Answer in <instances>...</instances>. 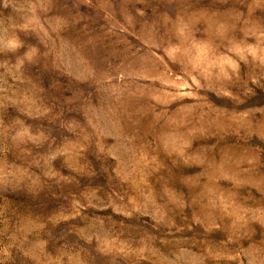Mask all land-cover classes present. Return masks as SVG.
Wrapping results in <instances>:
<instances>
[{
    "label": "rangeland",
    "instance_id": "rangeland-1",
    "mask_svg": "<svg viewBox=\"0 0 264 264\" xmlns=\"http://www.w3.org/2000/svg\"><path fill=\"white\" fill-rule=\"evenodd\" d=\"M0 264H264V0H0Z\"/></svg>",
    "mask_w": 264,
    "mask_h": 264
}]
</instances>
